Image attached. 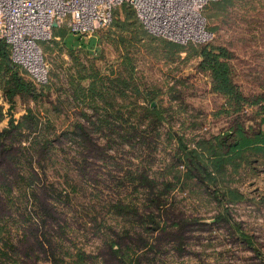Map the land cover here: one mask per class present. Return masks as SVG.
<instances>
[{
	"label": "trees",
	"instance_id": "trees-1",
	"mask_svg": "<svg viewBox=\"0 0 264 264\" xmlns=\"http://www.w3.org/2000/svg\"><path fill=\"white\" fill-rule=\"evenodd\" d=\"M253 1L264 5V0ZM235 2L215 0L209 3L211 8L225 11ZM209 3L203 7L202 14ZM124 6L125 20L114 16L112 23L129 32V37L119 38L120 43L126 44V51L139 41L147 40L154 42L148 52L153 60L174 66V69L182 61L196 59L194 72L205 78L211 94L220 99L217 110L226 116L228 126L217 133L210 132L209 137L196 141L193 146L179 139L178 155L168 166L165 176L139 172L133 187L141 193L140 198L130 194L109 208L105 207L107 214L126 222L122 228L105 226L92 201L81 204L84 206L81 218H85L86 223H94V232L103 235L96 253L98 260L93 262L158 264L164 244L182 254L194 230H204L215 224L222 225L235 242L260 258L262 252L254 245L253 235L244 230L241 221L233 218L229 207L250 201L259 208L264 207V192L247 194L233 184L238 180L235 176L240 179L264 173V85L256 91L245 92L237 81L232 63L234 52L218 42L209 28L212 33L209 41L181 44L150 34L135 10ZM62 24L66 29L54 27L52 39L66 36L68 29L66 23ZM79 66L87 72L84 65ZM119 66L115 70L110 68L112 78L101 79L97 91L88 88L85 82L98 79L101 70L90 66L89 72L81 74L79 69L78 76L69 74L67 84L59 87L64 98H52L55 80L48 75L46 83H35L24 68L12 62L9 45L0 40V100L9 104L8 120L0 128V264H40L44 261L88 264L86 261L94 257L77 250L66 261L58 256V244L52 240V234L59 233L61 228L57 203L70 200L73 195L86 196L84 186L78 182H89L93 178L87 167L78 165V159L79 162H97L105 157L107 147L115 143L135 148L145 140L134 128L127 131L112 113L113 104L105 100L107 95L124 99L130 96L131 99L141 94L134 67L131 69L122 58ZM17 101L24 109L16 118L12 110ZM29 102L33 106H29ZM142 109L155 112V108ZM3 119L0 107V123ZM248 120L252 123L246 124ZM99 136L103 137L104 144L98 140ZM65 144L73 145L76 155L72 159L77 160L69 158ZM177 185H195L199 194L206 195V201L214 203L216 212L210 223L186 215L176 207L169 193ZM260 264H264L263 261Z\"/></svg>",
	"mask_w": 264,
	"mask_h": 264
},
{
	"label": "rangeland",
	"instance_id": "rangeland-1",
	"mask_svg": "<svg viewBox=\"0 0 264 264\" xmlns=\"http://www.w3.org/2000/svg\"><path fill=\"white\" fill-rule=\"evenodd\" d=\"M236 0L225 11L215 10L210 3L203 10L206 27L214 33V38L230 48L235 54L232 63L237 73V81L245 92L256 91L264 85V5L250 0ZM125 7L115 8L112 14L119 20H125ZM66 29L63 24L59 25ZM67 34H71L66 31ZM129 37L125 28L111 23L108 27L100 28L88 35L77 36V42L67 39L63 42L51 39L38 41L42 48L45 62L48 64V75L55 80L52 98L64 93L59 87L66 85L69 74L78 76L89 72L91 66L101 70L102 75L95 80L86 81L88 88L100 87L101 79L112 78L110 68L115 70L120 66V59L127 61L133 69L136 83L140 87V96L124 98L107 95L106 102L113 104L111 111L120 124L127 130L145 138L144 144L138 143L132 148L126 143L113 144L107 147L105 157L92 161H80V167H87L93 175L91 181H75L84 186L86 196L57 203L58 215L61 218L59 233L52 234V240L58 244V256L69 260V256L77 250H83L94 256L87 260L88 264H96V255L101 246L103 235L94 232V223H86L82 203L92 201L95 210L101 216L105 226L118 230L126 225L121 218L105 212L116 201L127 198L130 194L140 198V192L135 191L139 172L165 176L168 166L178 155L177 145L180 139L185 144H193L207 138L210 132H219L228 126L224 114L218 113L220 99L210 92L207 81L194 72L196 59L182 61L174 66H167L153 60L150 53L154 46L151 41H139L126 51V44L119 38ZM125 46V47H124ZM69 52H72L70 54ZM134 59V61L130 59ZM79 65H84L87 72ZM98 87V88H99ZM100 89V88H99ZM29 106H33L31 102ZM13 107L17 118L24 109L17 101ZM4 119L3 127L8 120V103L0 100ZM155 108V112L144 111L142 108ZM75 109V108H74ZM249 120L246 124H250ZM99 141L105 143L102 136ZM135 142L132 141V143ZM65 151L72 159L76 155L73 145L65 144ZM76 158L72 159L75 160ZM77 160V159H76ZM80 163V164H79ZM77 165V166H78ZM182 170L181 167H179ZM178 169V170H179ZM233 184L248 193L264 192V173L258 176H244ZM77 183V184H78ZM181 185V184H180ZM177 185L169 193V198L176 207L186 215H193L201 222L210 223L215 215L214 203L205 200L206 195L199 194L195 185L181 187ZM250 194V195H252ZM230 213L243 223L244 230L253 235V243L260 248L262 255L255 257L254 252L235 242L234 238L222 225H208L204 230H194L182 254H177L170 245L164 244L163 254H160L158 264H260L264 263V207H257L250 202L230 205ZM82 212V213H81ZM81 213V214H80ZM89 220V218H88ZM95 256L97 258H95ZM40 264H52L49 261Z\"/></svg>",
	"mask_w": 264,
	"mask_h": 264
},
{
	"label": "built area",
	"instance_id": "built-area-1",
	"mask_svg": "<svg viewBox=\"0 0 264 264\" xmlns=\"http://www.w3.org/2000/svg\"><path fill=\"white\" fill-rule=\"evenodd\" d=\"M210 1L215 0H0V40L9 45L12 62L43 84L48 64L38 41L51 40L53 28L62 23L69 33L85 36L108 27L114 9L128 5L152 35L205 43L212 33L202 9Z\"/></svg>",
	"mask_w": 264,
	"mask_h": 264
},
{
	"label": "crops",
	"instance_id": "crops-1",
	"mask_svg": "<svg viewBox=\"0 0 264 264\" xmlns=\"http://www.w3.org/2000/svg\"><path fill=\"white\" fill-rule=\"evenodd\" d=\"M78 35H74V34H66V36L62 39L63 40V42H66V40L67 39H70V42H77L78 41V37H77ZM98 87H99V85H98ZM97 86H95V87H93V88H90V89H93V90H99V88H98Z\"/></svg>",
	"mask_w": 264,
	"mask_h": 264
},
{
	"label": "water",
	"instance_id": "water-1",
	"mask_svg": "<svg viewBox=\"0 0 264 264\" xmlns=\"http://www.w3.org/2000/svg\"><path fill=\"white\" fill-rule=\"evenodd\" d=\"M55 26V25H54Z\"/></svg>",
	"mask_w": 264,
	"mask_h": 264
}]
</instances>
